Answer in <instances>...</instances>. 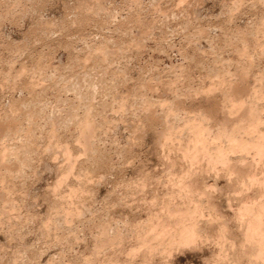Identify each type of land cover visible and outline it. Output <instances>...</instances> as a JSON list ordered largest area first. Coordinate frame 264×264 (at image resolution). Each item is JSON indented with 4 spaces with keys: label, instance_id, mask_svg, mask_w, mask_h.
Segmentation results:
<instances>
[{
    "label": "rangeland",
    "instance_id": "374dc122",
    "mask_svg": "<svg viewBox=\"0 0 264 264\" xmlns=\"http://www.w3.org/2000/svg\"><path fill=\"white\" fill-rule=\"evenodd\" d=\"M263 59L264 0H0V264H253L256 245L235 225L247 192L235 195L243 186L220 175L206 180L214 193L205 189L220 214L204 207L202 217L232 219L229 230H237L218 231L221 247L219 222L207 240L196 237L198 247L171 253L148 228L153 195L169 191L165 172L180 169H168L176 139L161 138L162 148L160 131L189 116L177 129L202 123L219 133L245 115L232 105L253 97L261 103L250 113L264 130V91L258 102L250 89L264 83ZM81 129L92 136L83 140ZM257 143L242 157L252 160L256 145L264 148Z\"/></svg>",
    "mask_w": 264,
    "mask_h": 264
},
{
    "label": "bare ground",
    "instance_id": "6f19581e",
    "mask_svg": "<svg viewBox=\"0 0 264 264\" xmlns=\"http://www.w3.org/2000/svg\"><path fill=\"white\" fill-rule=\"evenodd\" d=\"M179 14V13H178ZM87 15V14H86ZM84 20V19H83ZM83 25V24H82ZM196 33V32H195ZM199 33V32H198ZM197 33V34H198ZM226 34V33H225ZM184 37V36H183ZM214 37V36H213ZM219 38V37H218ZM239 38V37H238ZM226 39V38H225ZM186 40V39H185ZM233 41V40H232ZM230 42V41H229ZM235 42V41H234ZM241 42H242V39H241ZM210 43V42H209ZM222 43V42H221ZM188 44V43H187ZM228 44V43H227ZM255 44V43H254ZM195 45V44H194ZM223 47V46H222ZM229 47V46H228ZM254 47V46H253ZM69 48V47H68ZM181 48V47H180ZM189 48V47H188ZM255 48V47H254ZM258 48V47H257ZM261 48V47H259ZM217 49V48H216ZM236 49V48H235ZM246 49V48H245ZM158 50V49H157ZM206 50V49H205ZM222 51V50H221ZM238 51V50H237ZM260 51V50H259ZM184 52V51H183ZM195 52V51H194ZM202 52V51H201ZM200 52V53H201ZM217 52V51H216ZM233 52V51H232ZM239 52V51H238ZM208 53V52H207ZM248 54V53H247ZM250 54V53H249ZM260 54V53H259ZM213 56V55H212ZM249 56V55H248ZM198 57V56H197ZM203 57V56H202ZM238 57V56H237ZM241 57V56H240ZM263 57V56H262ZM213 60V59H212ZM264 60V59H263ZM184 61V60H183ZM205 61V60H204ZM234 61V60H233ZM251 61V60H250ZM253 61V60H252ZM226 62V61H225ZM239 62V61H238ZM237 63V62H236ZM182 65V64H181ZM215 65V64H214ZM217 65V64H216ZM228 65V64H227ZM234 65V64H233ZM249 65V64H247ZM258 65V64H257ZM187 66V65H186ZM194 66V65H193ZM251 66V65H250ZM42 67V66H41ZM248 67V66H247ZM206 68V67H205ZM217 68V67H216ZM110 69V68H109ZM262 69V68H261ZM78 70V69H77ZM11 71V70H10ZM153 71V70H152ZM155 71V70H154ZM175 71V70H174ZM216 71V70H215ZM258 71V70H257ZM231 72V71H230ZM42 73V72H41ZM107 73V72H106ZM189 73V72H188ZM192 73V72H191ZM226 73V72H225ZM219 74V73H218ZM224 74V73H223ZM231 74V73H230ZM248 74V73H247ZM259 74V73H258ZM108 75V74H107ZM150 75V74H149ZM261 75V74H260ZM205 76V75H204ZM229 76V75H228ZM10 77V76H9ZM160 77V76H159ZM176 77V76H175ZM207 77V76H206ZM223 77V76H222ZM226 77V76H225ZM232 77V76H231ZM253 77V76H252ZM77 78V77H76ZM205 78V77H204ZM151 79V78H149ZM186 79V78H184ZM190 79V78H189ZM210 79V78H208ZM228 79V78H227ZM230 79V78H229ZM235 79V78H234ZM261 79V78H260ZM82 80V79H81ZM123 80V79H122ZM146 80V79H145ZM197 80V79H196ZM204 80V79H203ZM223 80V79H222ZM232 80V79H231ZM231 80L229 82H231ZM237 80V79H236ZM242 80V78H241ZM245 80V79H244ZM243 80V81H244ZM161 81V80H160ZM215 81V80H213ZM247 81V80H246ZM259 81V80H258ZM86 82V81H85ZM164 82V81H163ZM180 82V81H179ZM191 82V81H190ZM264 82V80L262 81ZM223 83V82H222ZM245 83V82H244ZM257 83V82H256ZM261 84V82H259ZM80 84V83H79ZM112 84V83H111ZM149 84V83H148ZM181 84V83H180ZM187 84V83H186ZM206 84V83H205ZM217 84V83H216ZM229 84V83H228ZM264 83H262L263 85ZM259 85V84H258ZM260 86L261 88H256L258 87L256 85V87H253V88H250L252 89L254 92L253 95L255 94V97L257 100H259L258 102H260V97H262L263 95V91H264V87L263 86ZM33 86V85H32ZM187 86V85H186ZM200 86V85H199ZM198 86V87H199ZM232 86V85H231ZM236 85H234L235 87ZM253 86V85H252ZM14 87V86H13ZM74 87V86H73ZM153 87V86H152ZM191 87V86H190ZM221 87V86H220ZM219 87V88H220ZM234 87H230V88H234ZM237 87V86H236ZM160 88V87H159ZM166 88V87H164ZM174 88V87H173ZM177 88V87H176ZM187 88V87H186ZM207 88V87H206ZM229 88V86H228ZM255 88V89H254ZM13 89V88H12ZM11 89V90H12ZM152 89V88H151ZM158 89V88H157ZM163 89V88H162ZM179 89V88H178ZM14 90V89H13ZM155 90V89H154ZM159 90V89H158ZM196 90V89H195ZM202 90V89H201ZM211 90V89H210ZM218 90V89H217ZM230 90V89H229ZM227 90V91H229ZM233 89L230 90V94H231V91ZM238 90V89H237ZM242 90V89H241ZM240 90V91H241ZM248 91V88L246 89ZM245 90V91H246ZM177 91V90H176ZM243 93H244V90H242ZM251 91V90H250ZM249 91V92H250ZM155 92V91H154ZM160 92V91H159ZM178 92V91H177ZM223 92V91H222ZM234 92L235 89H234ZM140 93V92H139ZM166 93V91L164 92ZM192 93V91H191ZM206 93V92H205ZM209 93V92H208ZM220 93V92H218ZM226 95H227V92H225ZM241 92H239L238 94H240ZM246 93V92H245ZM172 94V93H171ZM252 94V93H251ZM189 95V93H188ZM193 95V94H192ZM226 95L223 97L224 100H226ZM242 95V94H241ZM250 95V94H249ZM184 96V95H183ZM182 96V97H183ZM202 96V95H201ZM232 96V95H231ZM181 97V98H182ZM193 97V96H192ZM199 97V96H197ZM207 97V96H206ZM233 97V96H232ZM253 97V96H251ZM264 97V96H263ZM143 98V97H142ZM222 98V100H223ZM227 98H228V95H227ZM230 98V99H229ZM229 100H231V97L229 96ZM149 99V98H148ZM234 99V98H233ZM236 99V98H235ZM234 99V100H235ZM240 99V98H239ZM211 100V99H210ZM253 100H251V98L248 100L249 103L247 101H244L243 102H239L237 104H233L232 107L230 108V112L231 113H234L236 112L237 110L238 113L243 109V110H246V111H243V113L245 114L244 116L242 115H234L237 119L235 121H233L234 123H228L229 122V118H227L226 116V120H227V123L231 126V127H225L224 129L222 130H219V133H218V129L220 128H217V130L215 129L212 133H214L215 131L218 133L215 137H212V133L209 130V128L206 130L205 127L201 126L200 123L199 126H197V124H192L193 127L192 129L190 128L192 125L191 124H187L188 126L186 125H182L183 127L177 129L178 124H180V121L182 122V117H179L180 118V121L178 120V122L176 121H173L172 122V118L171 120L168 119L167 120V117L166 118H162L164 119V123L166 124V122H168L169 120L171 121V127L169 126L170 124H166V126L168 125V127L171 129H166L163 130L164 134L162 133V131H160L161 133L159 134L160 135V139H158L159 141L161 140L162 138V142L163 140L171 137L170 139H172V141L174 139H176V143L174 141V143H169V144H172L170 147L173 148V151H174V158H173V155L172 156V160L169 158V160H166L168 161V169L171 167H175L176 163L178 164L179 168H176L178 170V172H174L173 170H171V172L167 173L165 172L167 175H169V177L167 179L164 180V182L161 181V183H163L164 186L168 187V190L169 191H165V194L163 196L162 195H156L154 194L153 198L155 201V205H154V212L152 214V219L149 220L152 221L150 226H149V232L151 233V237L152 239L154 238L155 240H158V242H160L162 245L163 243L166 244V245H169V252H173V248H175V250L177 249H181V248H189V246H191V244L195 247L196 245L193 244V242H195L198 238H196L197 236L201 238L204 237L206 238L205 240H207L208 238V231L211 227H213L214 225H216L218 222V227L216 226V228H220L221 226V229L223 228V230H217L218 231H224L225 228H227L228 232L230 231L229 229V224L230 222L232 221V219H228L229 221V224L227 222V219L224 215L220 216V215H216V216H213L215 217L216 220H213L211 221L212 217L208 216L207 218H204L202 216H204L202 213H204L203 211H207V210H203L204 207L206 208H212L211 210L214 209V212L215 211V204H213L214 206H212V203H214V199H212V195L209 196L207 195L208 193L206 192V188L210 186H212L211 188H213V191L211 189L210 192H213L214 193V189H217L213 187V184L211 185H208V183L206 182V180H208V178L212 175L213 176V181L214 180H217L219 178L218 175H220L222 178H225V183L228 185V184H231V182H234V183H240L239 185H241L240 187L238 188H241L243 186V188L241 190H238V194H235V195H239V193L241 194H245L246 192V196H245V199L244 197L241 196V194L239 196H241V201L243 202V206L241 205L242 208H240L239 210L241 211L239 214L238 212L237 215H239L238 217L239 218H235L237 217V215L234 217L235 219H238V223L236 222V228H238V230L236 231L234 228H233V231L235 230L237 233V235H240L243 231V237L245 238L244 242L245 244H247L248 242V245L251 244V246H254L255 247V253L254 250H251L253 251L254 253H250V249H248L249 254L247 251V253L249 254H246L245 253V256L248 255V256H251L253 259L252 261L253 264H264V173H262V175H258L261 174L260 172H262L261 169V166H258V162H263L264 161V157L261 158L263 155H264V148H259L258 145H256L257 147V150L255 151L254 149V157H250V158H253L252 160H247V158H244V157H248L247 154L245 155V153H247L246 149L248 150L251 146L254 148L255 146H253L255 143L258 144L257 142L259 141V143L263 142L264 143V130H259L257 125L259 123V120L260 118L257 116V114L255 112V109L253 110L252 113H250V110H252V105H255L257 102H255V98L253 97ZM263 100V99H262ZM158 101V100H157ZM188 101V100H187ZM227 102H230L228 100H226ZM225 101V102H226ZM235 101H238L235 100ZM242 101V100H241ZM250 101L254 102V103H250ZM22 102V101H20ZM154 102V101H153ZM233 102V100H232ZM229 103V104H232ZM247 102V103H246ZM165 103V102H164ZM167 103V102H166ZM169 103V102H168ZM222 103V102H221ZM236 103V102H234ZM246 103V104H245ZM261 103V102H260ZM260 103H257V104H260ZM264 103V102H263ZM14 104V103H13ZM159 104V103H158ZM161 104V102H160ZM256 104V106H258ZM15 105V104H14ZM23 105V104H22ZM27 105V104H26ZM163 105V104H162ZM264 104H262L263 106ZM147 106V105H146ZM161 106V105H160ZM227 106H230V105H227ZM262 106L259 105L260 109L262 108ZM10 107V106H9ZM168 107V106H167ZM259 107L257 109H259ZM264 107V106H263ZM18 108V107H17ZM143 108V107H141ZM245 108V109H244ZM254 108V107H253ZM170 109V108H169ZM168 109V111H169ZM263 109V108H262ZM166 110V109H165ZM229 110V108H228ZM17 111V110H16ZM145 111V110H144ZM225 111V110H224ZM241 111V112H242ZM24 112V111H22ZM80 112V111H79ZM138 112V111H137ZM170 112V111H169ZM172 112V111H171ZM179 112V111H178ZM227 112V111H226ZM70 113V112H68ZM174 113V112H173ZM184 113V112H183ZM248 113V114H247ZM264 113V112H263ZM262 113V114H263ZM88 114V113H87ZM133 114V113H132ZM168 114V113H167ZM172 114V113H170ZM189 114V113H188ZM230 114V113H229ZM242 114V113H241ZM254 114V115H252ZM261 114V111H260V116L262 115ZM20 115V114H19ZM89 115V114H88ZM169 115V114H168ZM173 115V114H172ZM175 115V114H174ZM191 115V113L189 114ZM226 115V113H225ZM258 115H259V112H258ZM264 115V114H263ZM87 116V115H86ZM171 116V115H170ZM169 116V117H170ZM192 116V115H191ZM190 116V117H191ZM216 116V115H215ZM229 116V115H228ZM231 117L232 120L233 118L235 119V117ZM239 116V118H238ZM177 117V115H176ZM175 117V118H176ZM185 117V116H183ZM197 117V115H196ZM205 117V116H204ZM263 117V116H262ZM70 118V117H69ZM87 118V117H86ZM94 118V117H93ZM136 118V117H135ZM182 118V119H181ZM189 116H187V118H185V121L186 119H188ZM201 118V117H200ZM230 118V120H231ZM161 119V118H160ZM197 119V118H196ZM195 119V120H196ZM22 120V119H21ZM92 120V119H91ZM190 120V118H189ZM225 120V121H226ZM231 120V121H232ZM262 120V119H261ZM49 121V120H48ZM63 121L65 120H62L61 123H63ZM161 121V122H162ZM183 121V122H185ZM197 121V120H196ZM201 121V120H200ZM199 121V122H200ZM217 121V120H216ZM225 121H223L225 123ZM66 122V121H65ZM76 122V121H75ZM91 122V121H90ZM182 122V123H183ZM188 122V121H187ZM191 122V121H190ZM189 122V123H190ZM264 122V121H263ZM60 123V124H61ZM84 123V122H83ZM158 123V121H157ZM163 123V124H164ZM192 123V122H191ZM206 123V122H205ZM224 123H222L224 125ZM75 124V123H74ZM92 124V123H90ZM185 124V123H184ZM220 124V123H219ZM218 124V125H219ZM62 125V124H61ZM87 125V124H86ZM153 125V124H152ZM208 125V124H207ZM213 126V124H211ZM216 125V124H215ZM227 125V124H225ZM224 125V126H225ZM65 126V125H64ZM90 126V125H89ZM93 126V125H92ZM222 126V125H221ZM262 126V125H261ZM167 127V128H168ZM207 127V126H206ZM209 127V126H208ZM33 128V127H32ZM90 128V127H89ZM153 128V127H152ZM216 128V127H215ZM222 128V127H221ZM256 128L258 130H256ZM78 129V128H77ZM88 129V128H86ZM212 128L210 127V130ZM261 129V127H260ZM263 129V128H262ZM83 134H81V137L84 138L83 140H85L86 138H88L89 136L91 137L92 136V131L89 133V130H87L86 134L84 135V132L83 129H81ZM85 130V128H84ZM91 130V129H90ZM4 131V130H3ZM98 131V130H97ZM144 131V130H143ZM159 131V130H158ZM221 131V132H220ZM78 132V130H77ZM215 132V133H216ZM189 133V134H188ZM214 133V135H215ZM1 134V133H0ZM9 134V133H8ZM91 134V135H90ZM157 134V133H156ZM213 135V136H214ZM94 136V134H93ZM80 137V138H81ZM186 137L187 140H186V143H183L184 140L183 139H186L184 138ZM190 137V138H189ZM5 138V137H4ZM12 138V137H11ZM79 138V137H77ZM79 138V139H80ZM174 138V139H173ZM17 139V138H16ZM89 139V138H88ZM93 139V138H92ZM97 139V138H96ZM181 139V140H180ZM95 140V139H94ZM169 140V139H167ZM13 141V140H12ZM20 141V140H19ZM92 141V140H89V142ZM261 141V142H260ZM8 142V141H7ZM161 142V141H160ZM160 143V145L162 146L163 144L165 143ZM9 143V142H8ZM23 143V142H22ZM159 143V142H158ZM157 143V144H158ZM19 144V143H18ZM75 144V143H74ZM86 144H87V141H86ZM91 144V143H90ZM176 144V145H175ZM242 144V145H241ZM7 145V144H6ZM85 145V143L83 144ZM81 145V146H83ZM262 145V143H261ZM67 145H64V147H66ZM80 146V145H79ZM80 146V147H81ZM166 146V144H165ZM241 146V147H240ZM3 147V145H2ZM168 147V148H170ZM263 147V145H262ZM5 148V147H4ZM8 148V147H7ZM84 148V149H83ZM89 148V147H88ZM87 146L86 147H82V151H84L85 153V150L88 149ZM163 148V146H162ZM166 148V147H165ZM255 148V149H256ZM1 149V148H0ZM3 149V148H2ZM66 149V148H65ZM225 149V150H224ZM4 150V149H3ZM20 150V149H19ZM18 150V151H19ZM33 150V149H32ZM170 150V149H169ZM219 152H218V151ZM5 151V150H4ZM27 151V150H26ZM88 151V150H87ZM98 151V150H97ZM172 151V150H171ZM249 151V150H248ZM252 151V150H251ZM12 152V151H11ZM78 152V151H77ZM166 154H168L167 156L170 157V154L168 151H165ZM231 154H230V153ZM232 152H238V156H237V153L236 155H234V153ZM3 153V152H1ZM13 153V152H12ZM162 153V152H161ZM172 153V152H170ZM231 156H229V154ZM251 153V152H250ZM253 153V152H252ZM4 154V153H3ZM8 154V153H6ZM18 154V152H17ZM78 154V153H77ZM86 154V153H85ZM166 154H162L164 156H166ZM173 154V153H172ZM244 154V157H242V155ZM233 156H236L235 157H232ZM253 155V154H252ZM257 155V156H256ZM12 156V155H11ZM15 156V155H14ZM164 156H163V159H164ZM10 157V156H9ZM85 157V156H84ZM8 158V157H7ZM78 158V157H77ZM76 156L74 159H77ZM80 158V157H79ZM78 158V159H79ZM96 158V157H95ZM168 158V157H166ZM233 158H235V163L231 164L233 160ZM256 158V160H254ZM258 158V160H257ZM83 159V158H82ZM88 159V158H87ZM99 159V158H98ZM175 159V160H174ZM179 159V160H177ZM4 160V159H2ZM1 160V161H2ZM11 160V159H10ZM69 160V159H68ZM174 160V161H173ZM177 160V161H176ZM230 160H232L230 162ZM12 161V160H11ZM20 161V160H19ZM74 161V160H73ZM72 161V162H73ZM87 162V161H86ZM229 162V163H228ZM71 163V162H70ZM75 163V162H73ZM73 163L71 165H73ZM80 163V162H79ZM78 163V164H79ZM166 163V162H165ZM166 163V165H167ZM1 164V163H0ZM5 164V163H4ZM262 164V163H260ZM85 165V164H84ZM6 166V165H4ZM171 166V167H170ZM258 166V167H257ZM264 166V164H263ZM18 167V166H17ZM74 167V166H73ZM260 167V169L258 171H256L258 168ZM2 168V167H1ZM7 168V167H6ZM111 168V167H110ZM8 169V168H7ZM175 169V171H177ZM92 171V170H91ZM170 171V170H168ZM173 171V172H172ZM264 171V170H263ZM12 172V171H11ZM88 172V171H87ZM258 172V173H257ZM1 173V172H0ZM4 173V172H3ZM161 173V172H160ZM164 173V174H165ZM11 174V173H10ZM15 174V173H14ZM5 175V174H4ZM8 175V174H7ZM172 175V176H171ZM16 176V175H15ZM21 176V175H20ZM76 176V175H74ZM79 176V175H78ZM19 177V176H18ZM63 177V176H62ZM61 177V179H62ZM163 177V176H162ZM3 178V176H2ZM221 178V179H222ZM10 180V179H9ZM16 180V179H15ZM144 180V179H143ZM210 180V179H209ZM75 181V180H74ZM149 181V180H148ZM213 181L211 183H213ZM77 182V181H76ZM159 182V181H158ZM209 182V181H208ZM8 183V182H7ZM10 183V182H9ZM139 183V182H138ZM216 183V182H215ZM214 183V185H215ZM158 184V183H157ZM201 184V185H200ZM210 184V183H209ZM73 185V184H72ZM75 185V184H74ZM235 185V184H234ZM78 186V185H77ZM157 186V185H156ZM155 186V187H156ZM143 188V187H142ZM7 189V188H6ZM165 189V188H164ZM206 189V190H205ZM253 190L254 192H252L251 190ZM141 190V189H140ZM210 190V189H209ZM208 190V192H209ZM247 190V191H246ZM248 190H250L248 192ZM4 192V191H3ZM2 192V194H3ZM155 192V191H154ZM164 192V191H163ZM243 192V193H242ZM252 192L253 195L252 198L248 199V196L247 194ZM174 193V194H173ZM1 194V195H2ZM211 194V193H210ZM251 194V193H250ZM206 195L209 197H206ZM233 195V194H232ZM7 196V195H6ZM250 197V196H249ZM7 198V197H6ZM215 198V197H214ZM234 198V197H233ZM247 198V199H246ZM3 199V198H2ZM150 200V199H149ZM210 200V202H209ZM213 200V202L211 201ZM235 200V199H234ZM4 201V200H3ZM152 201V202H153ZM7 202V201H6ZM217 202V201H216ZM227 203V202H226ZM239 203V202H238ZM133 204V203H132ZM141 206V205H140ZM139 206V207H140ZM188 206V207H187ZM212 206V207H210ZM228 208L230 209L229 206H231V204L228 202L227 204ZM238 206V205H237ZM3 207V206H2ZM130 207V206H129ZM189 207H192L191 210H188L190 211L189 214L187 213V209ZM240 207V206H239ZM152 208V207H151ZM186 209V213L187 214H184V210ZM190 209V208H189ZM244 209V210H243ZM203 210V211H202ZM238 210V209H237ZM231 211V210H230ZM184 212V213H183ZM218 212V211H217ZM216 212V213H217ZM206 213V212H205ZM209 213V211H208ZM219 213V212H218ZM151 214V213H150ZM210 214V213H209ZM214 214V213H213ZM220 214V213H219ZM223 214V213H222ZM65 215V214H64ZM185 215V216H184ZM208 215V214H207ZM80 216V215H79ZM187 216V217H186ZM212 218V219H210ZM66 220V219H65ZM5 221V220H4ZM126 223V222H125ZM234 223V222H233ZM135 225V224H134ZM234 225V226H235ZM232 226V225H231ZM230 226V227H231ZM238 226H243L244 230L243 231H240V227ZM2 227V226H1ZM140 227V226H139ZM136 228V227H135ZM134 228V229H135ZM142 228V227H141ZM145 228V227H144ZM240 228V229H239ZM108 229V228H107ZM142 230V229H141ZM231 230H232V227H231ZM242 230V229H241ZM106 231V230H105ZM118 231V230H117ZM215 231V229H214ZM226 231V232H227ZM233 231H230V232H233ZM240 231V233H239ZM249 231V232H248ZM115 232V231H114ZM147 232V230H146ZM216 232V233H217ZM218 232L217 236L219 235L220 237L218 239L215 240V237H214V234L212 233L211 236L210 235V240L213 238V240H215V243L214 244H217L219 240H222L223 238H221V235L223 237V232L220 233ZM229 232V233H230ZM235 232V233H236ZM106 233V232H105ZM117 233V232H116ZM244 233L246 236H244ZM133 234V233H132ZM221 234V235H220ZM225 234V233H224ZM234 234V232L232 233ZM107 235V234H106ZM136 235V234H135ZM139 235V234H138ZM137 235V236H138ZM200 235V236H199ZM216 235V234H215ZM226 235V234H225ZM229 236V234H227ZM116 236V235H115ZM124 236V235H123ZM140 236V235H139ZM138 236V237H139ZM148 236V235H146ZM227 236V237H228ZM231 236V235H230ZM233 236V235H232ZM231 236V238H233ZM141 237V236H140ZM143 237V236H142ZM150 237V239H151ZM227 237L225 238V240L227 239ZM237 237V236H236ZM235 235H234V239L236 238ZM149 238V237H147ZM146 238V239H147ZM196 238V239H195ZM221 238V239H220ZM137 239V238H136ZM140 239V238H139ZM145 240V238H143ZM142 239V240H143ZM218 240V241H217ZM224 240V239H223ZM222 240V241H223ZM242 240V239H241ZM116 241V240H115ZM122 241V240H121ZM150 241V240H149ZM145 242V241H144ZM205 242V241H204ZM211 242V241H210ZM220 242V241H219ZM152 243V242H151ZM156 245H157V242H154ZM159 243V244H160ZM240 243V242H239ZM238 243V244H239ZM242 243V242H241ZM250 243V244H249ZM145 244V243H144ZM155 244H154V247H155ZM196 244V243H195ZM200 244V243H199ZM213 244V243H212ZM228 244V242L226 243ZM152 245V244H151ZM218 245V246H217ZM216 246L219 247L220 245L217 244ZM233 245V244H231ZM149 246V245H148ZM147 246V247H148ZM159 245H157L158 247ZM161 246V245H160ZM192 246V247H193ZM244 246V245H243ZM142 247H143V244H142ZM146 247V246H145ZM153 247V245H152ZM164 247V245H163ZM198 247V246H196ZM207 247V246H206ZM221 247V246H220ZM237 247V246H236ZM235 247V248H236ZM248 247V246H247ZM229 248V247H228ZM245 248V247H244ZM152 249V248H150ZM156 249V248H154ZM159 249V247H158ZM221 249V248H220ZM252 249V247H251ZM144 250V249H142ZM147 250V249H146ZM153 250V249H152ZM164 250V249H163ZM166 250V249H165ZM174 250V251H175ZM232 250V249H231ZM240 250V249H239ZM243 250V249H242ZM241 250V251H242ZM161 251V250H160ZM159 251V252H160ZM167 251V250H166ZM222 251H223V248H222ZM131 252V251H130ZM137 252V251H135ZM170 252V253H171ZM176 252V251H175ZM220 252V251H219ZM244 252V251H243ZM241 252V254L243 253ZM133 253V252H132ZM158 253V252H157ZM163 253V252H162ZM225 253V252H224ZM115 254V253H114ZM119 254V253H118ZM168 254V252H167ZM214 254V253H213ZM228 254V253H227ZM230 254V253H229ZM117 255V254H116ZM235 255V254H233ZM238 255V254H237ZM221 256V255H220ZM242 256V255H241ZM244 256V255H243ZM244 256V257H245ZM150 257V256H149ZM166 257V256H165ZM215 257V256H213ZM230 257V256H228ZM251 257H248V258H251ZM241 258V257H240ZM145 259V258H144ZM217 259V258H216ZM224 259V258H223ZM250 260V259H249ZM148 261V260H147ZM234 261V260H233ZM251 261V262H252ZM230 262V261H229ZM239 262V261H238ZM247 262V260H246ZM145 263V262H144ZM142 264V263H140ZM206 264V262L204 263ZM230 264V263H229ZM247 264V263H246Z\"/></svg>",
    "mask_w": 264,
    "mask_h": 264
}]
</instances>
